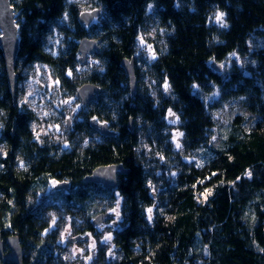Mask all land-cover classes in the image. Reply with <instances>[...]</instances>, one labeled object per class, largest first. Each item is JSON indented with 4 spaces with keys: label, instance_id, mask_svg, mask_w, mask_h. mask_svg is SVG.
Wrapping results in <instances>:
<instances>
[{
    "label": "trees",
    "instance_id": "16d2710c",
    "mask_svg": "<svg viewBox=\"0 0 264 264\" xmlns=\"http://www.w3.org/2000/svg\"><path fill=\"white\" fill-rule=\"evenodd\" d=\"M10 2L19 26L17 85L39 64L63 98L87 82L100 93L79 109L82 121L66 125L69 147L49 136L40 141L33 131L39 113L22 102L20 86L13 97L0 48L4 251L13 236L22 264H72L59 229L50 228L51 213L62 227L71 218L76 236L99 239L94 217L116 209L114 251L100 245L97 264H264V0ZM95 8L101 15L81 23L80 13ZM217 12L227 27L215 21ZM83 37L99 41L92 63L80 62ZM123 59H134V95ZM93 117L115 135L94 129ZM112 163L129 170L116 187L83 181ZM63 178L70 188L49 190Z\"/></svg>",
    "mask_w": 264,
    "mask_h": 264
},
{
    "label": "rangeland",
    "instance_id": "374dc122",
    "mask_svg": "<svg viewBox=\"0 0 264 264\" xmlns=\"http://www.w3.org/2000/svg\"><path fill=\"white\" fill-rule=\"evenodd\" d=\"M87 61H90V57L87 58ZM90 63H92V61H90ZM212 67H214L216 71L217 69H220V66L216 64H212ZM55 82L56 80L52 77L48 68L40 65L36 68H32L29 70V72L23 73V78L20 82H18L17 88L20 86L23 91L21 95L22 102L39 113V120L35 123L33 129L36 138L41 141V137L49 136L52 140L58 141V143L63 142V145H65L67 148L69 147L67 135L65 134L67 119L70 120L71 129H73L75 120H78L81 116L79 114V109L84 105L76 96L63 98L61 94L56 93L57 90L55 91V89L58 84ZM29 93H31V96H29ZM66 100H72V103L70 105L64 104L63 101ZM77 105H79V107H76ZM82 118H80L78 121H82ZM168 121L169 123L170 121H175V116L173 119H171L169 115ZM170 124H175V122ZM174 134L175 135L173 139L175 144L181 145L179 140L181 133L175 129ZM52 181L50 182L49 190L56 189L55 187H57V184L54 186ZM111 219L98 226V232L101 235V238L99 239H96L94 236V238L89 236L88 239L86 238L82 241H69L71 237L76 236L72 233V220L71 218L66 219V224L64 227H62L63 222H61L60 216L55 212L51 213L50 228L59 229L60 242L64 246V251H66L68 256L71 258L69 260L72 264H91L92 259L96 257L99 249L98 246L100 244L103 243L111 246V240L113 239V229L118 227L119 217H117L115 213L114 219ZM53 220H55V223H53ZM101 225H103L102 228L100 227ZM109 234L111 235V240L107 243L102 242L104 241V237ZM93 242H95V247L92 246ZM11 251L13 252L6 253V251L3 250V252L0 253L1 264H5L9 254H14L15 251L12 249ZM89 257H91V259H89Z\"/></svg>",
    "mask_w": 264,
    "mask_h": 264
},
{
    "label": "water",
    "instance_id": "95a60500",
    "mask_svg": "<svg viewBox=\"0 0 264 264\" xmlns=\"http://www.w3.org/2000/svg\"><path fill=\"white\" fill-rule=\"evenodd\" d=\"M101 15V10L99 8L85 10L80 13L79 20L81 23L85 25H90L95 19H97ZM19 27H17L16 23V12L15 8L11 4L10 0H0V48L2 50L3 58L5 61V66L7 70L8 84L11 90L13 97L16 96L17 91V81L19 79V74L16 71V59L17 54L20 49V38H19ZM99 41L96 39H92L90 37H83L79 41L78 52L80 54V62L85 63L87 58L92 55L95 51H99ZM121 66L125 69L126 74L129 79V86L132 95L137 92V77L135 73V64L134 59L128 60L123 59L121 62ZM217 67V66H216ZM100 93V87L91 82H87L78 87L75 96L79 99V101L86 105L93 101L97 94ZM175 115L170 116L171 119L174 118ZM67 127L70 128V120L67 119ZM91 126L99 131L103 135H115V131L109 128V123L106 121H97V119L90 121ZM134 120L133 118L129 119L128 125L130 128H133ZM14 122V129H15ZM128 169L121 163H112V164H104L97 166L94 168L91 173L86 175L83 180L84 182H94L97 184H102L104 187H115L118 184V176L127 174ZM69 183L64 182L59 185V187H55L56 189L68 187ZM115 216L114 212H106L100 213L96 215L93 219V223L95 225L102 224L106 220H109ZM89 235H77L75 237H71L69 241L74 242L80 239H86ZM9 238V239H8ZM7 238V243L12 250H14V254H9L7 259L12 262H18L22 264V248L19 244V241L16 237L10 236ZM4 241L0 238V253L4 250ZM1 255V254H0ZM6 259V262H7ZM5 262V263H6ZM1 264V263H0Z\"/></svg>",
    "mask_w": 264,
    "mask_h": 264
},
{
    "label": "snow or ice",
    "instance_id": "6c2138e0",
    "mask_svg": "<svg viewBox=\"0 0 264 264\" xmlns=\"http://www.w3.org/2000/svg\"><path fill=\"white\" fill-rule=\"evenodd\" d=\"M151 7H152V6L149 5V9H151ZM224 16H225V13L217 12L216 15H215V17H214L215 21H216L221 27H227V24H226L225 21H224ZM65 18H67V16H65ZM17 27H19V26L17 25ZM139 39H140V41H141V44L143 45V43H144V41H143V37H140ZM149 48H150V46H149ZM231 55L235 56V53H232ZM152 58L155 59V55H154V54H153ZM222 66H223V65H222ZM67 75H69V76L72 75L71 70L67 73ZM55 83L58 84L59 81H56ZM193 87H194V88H198V85H193ZM167 88H168V85L165 84V89L167 90ZM216 95H217V94L214 93V94H213V98H214ZM29 96H31V93H29ZM63 103H64V104H68V105H70V104L72 103V100H66V101H63ZM76 107H79V105H77ZM73 110H75V109H73ZM169 115L172 116V115H175V114L172 113L171 110H169ZM95 119H96V117H93V120H95ZM174 122H175V121H170V123H174ZM0 127H2V125H0ZM181 135H182V134H181ZM213 139H215V137H213ZM176 147H177V149H179L181 146H180L179 144H177ZM162 159H163V157H162ZM198 166H199V165H198ZM21 167H23V162H21ZM172 175H175V173H173ZM246 175H248L249 177H251V172L246 173ZM52 183H53V185L55 186V185L58 183V181H55V180H54V181H52ZM203 195H204V198L207 199V196H208V195H211V192H206V193H204ZM118 206H119V201H117V207H118ZM112 211L116 213L117 217H119V212H118L116 209H112ZM148 212L151 213V212H152V209L149 208V209H148ZM149 219H151V217H149ZM53 223H55V220H53ZM100 227L102 228L103 225H101ZM46 231H47V230H46ZM110 240H111V235L109 234V235H107V236L104 237V241H102V242L107 243V242L110 241ZM92 246L95 247V242H93V245H92ZM89 259H91V257H89Z\"/></svg>",
    "mask_w": 264,
    "mask_h": 264
},
{
    "label": "bare ground",
    "instance_id": "6f19581e",
    "mask_svg": "<svg viewBox=\"0 0 264 264\" xmlns=\"http://www.w3.org/2000/svg\"><path fill=\"white\" fill-rule=\"evenodd\" d=\"M19 29V28H18ZM19 51H20V49H19ZM19 51H18V54H19ZM18 54H17V56H18ZM37 66H40L39 64H35L34 65V67L36 68ZM68 129H71V124H70V128H68ZM112 135H114V134H111V135H107V136H112ZM55 181H58V183H57V187H59V185L61 184V183H64V182H67V183H69V186L68 187H63V188H59L58 190H62V189H67V188H70V186H71V184H70V181L68 180V179H65V178H63V179H55ZM102 185V184H101ZM103 186V185H102ZM117 186V185H116ZM115 186V187H116ZM104 187V186H103ZM105 188H114V187H105ZM99 236H100V238H101V235H100V233H99ZM100 245H104V246H106L107 247V251L108 252H112V251H114V242H113V239L111 240V246H109L108 244H100ZM99 245V246H100ZM99 246H98V248H99ZM110 247H111V249H110ZM11 252H13V251H11ZM65 257L66 258H68V259H71L69 256H68V254H67V252L65 251ZM91 264H97V261H96V258H93L92 259V261H91Z\"/></svg>",
    "mask_w": 264,
    "mask_h": 264
},
{
    "label": "flooded vegetation",
    "instance_id": "af4514ba",
    "mask_svg": "<svg viewBox=\"0 0 264 264\" xmlns=\"http://www.w3.org/2000/svg\"><path fill=\"white\" fill-rule=\"evenodd\" d=\"M55 190H58V189H55ZM103 223H104V222H103ZM115 223H116V222H115ZM99 225H100V224H99ZM99 225H97V226H99ZM88 235H89V236H92V238H94L93 235H91V234H88ZM88 238H89V237H88ZM88 238H87V239H88ZM82 240H84V239H80V241H82ZM10 252H11V251H10ZM10 252H8V253H10ZM11 253H12V252H11ZM110 256H112V255L110 254ZM110 258H111V257H110ZM7 261H10V260L7 259Z\"/></svg>",
    "mask_w": 264,
    "mask_h": 264
},
{
    "label": "clouds",
    "instance_id": "9594fccd",
    "mask_svg": "<svg viewBox=\"0 0 264 264\" xmlns=\"http://www.w3.org/2000/svg\"><path fill=\"white\" fill-rule=\"evenodd\" d=\"M16 16H17V14H16ZM17 23V22H16Z\"/></svg>",
    "mask_w": 264,
    "mask_h": 264
}]
</instances>
